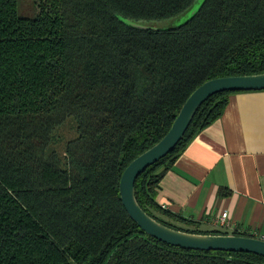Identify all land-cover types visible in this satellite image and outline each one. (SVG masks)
I'll return each instance as SVG.
<instances>
[{
  "label": "trees",
  "instance_id": "trees-1",
  "mask_svg": "<svg viewBox=\"0 0 264 264\" xmlns=\"http://www.w3.org/2000/svg\"><path fill=\"white\" fill-rule=\"evenodd\" d=\"M34 1L30 19L17 0H0V264H264L251 252L150 236L119 191L125 168L168 133L197 87L264 72V0H203L168 28L125 19L176 17L197 0ZM235 92L203 102L174 149L137 177V201L159 222L229 233L181 228L194 222L157 198Z\"/></svg>",
  "mask_w": 264,
  "mask_h": 264
},
{
  "label": "crops",
  "instance_id": "crops-1",
  "mask_svg": "<svg viewBox=\"0 0 264 264\" xmlns=\"http://www.w3.org/2000/svg\"><path fill=\"white\" fill-rule=\"evenodd\" d=\"M157 200L203 231H247L264 239V90L229 96L222 116L165 174Z\"/></svg>",
  "mask_w": 264,
  "mask_h": 264
},
{
  "label": "water",
  "instance_id": "water-1",
  "mask_svg": "<svg viewBox=\"0 0 264 264\" xmlns=\"http://www.w3.org/2000/svg\"><path fill=\"white\" fill-rule=\"evenodd\" d=\"M257 90H264V72L219 77L204 82L185 101L168 133L125 168L119 183L121 200L129 216L143 231L158 240L184 249L243 251L264 256L263 238L232 233H194L175 229L159 222L140 206L134 188L137 177L148 166L174 149L184 136L199 107L210 96L221 91Z\"/></svg>",
  "mask_w": 264,
  "mask_h": 264
},
{
  "label": "rangeland",
  "instance_id": "rangeland-1",
  "mask_svg": "<svg viewBox=\"0 0 264 264\" xmlns=\"http://www.w3.org/2000/svg\"><path fill=\"white\" fill-rule=\"evenodd\" d=\"M203 0H197L195 4L186 12L181 13L180 15L168 19H154V20H133V19H125L131 23H134L138 26L142 27H154V28H167L171 26H177L183 23L186 19H188L202 4ZM17 10L18 15L25 18L34 19L37 16V9L35 6L34 0H17ZM176 223V222H175ZM178 226L184 229H191V230H206L205 226H202L201 229L199 227H194L193 225L189 224H181L177 223Z\"/></svg>",
  "mask_w": 264,
  "mask_h": 264
},
{
  "label": "built area",
  "instance_id": "built-area-1",
  "mask_svg": "<svg viewBox=\"0 0 264 264\" xmlns=\"http://www.w3.org/2000/svg\"><path fill=\"white\" fill-rule=\"evenodd\" d=\"M227 215H228V213L225 211V212H223L222 213V215H221V218H220V224L221 225H226L227 224Z\"/></svg>",
  "mask_w": 264,
  "mask_h": 264
}]
</instances>
